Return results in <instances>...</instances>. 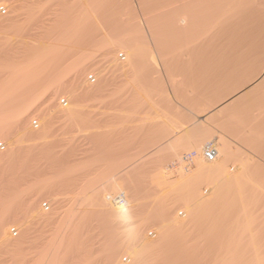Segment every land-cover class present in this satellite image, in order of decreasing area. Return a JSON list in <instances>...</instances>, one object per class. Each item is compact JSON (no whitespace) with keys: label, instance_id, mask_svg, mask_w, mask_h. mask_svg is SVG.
Masks as SVG:
<instances>
[{"label":"rangeland","instance_id":"374dc122","mask_svg":"<svg viewBox=\"0 0 264 264\" xmlns=\"http://www.w3.org/2000/svg\"><path fill=\"white\" fill-rule=\"evenodd\" d=\"M184 1L0 0V264H264V0Z\"/></svg>","mask_w":264,"mask_h":264},{"label":"bare ground","instance_id":"6f19581e","mask_svg":"<svg viewBox=\"0 0 264 264\" xmlns=\"http://www.w3.org/2000/svg\"><path fill=\"white\" fill-rule=\"evenodd\" d=\"M186 1V0H185ZM184 1V2H185ZM191 1V0H190ZM261 1H263V0H261ZM78 2V1H77ZM89 2V1H88ZM97 2V1H96ZM116 2V1H115ZM155 2H156V0H155ZM183 2V3H184ZM189 2V1H188ZM187 2V3H188ZM222 2V1H221ZM255 2H258L259 3V0L258 1H256V0H249L248 2H247V0H228L227 2H222V3H224V5L223 6H215V7H220L216 12H215V14L212 16V18L209 20V21H207V23L206 24H202V23H200V25L202 24V25H205L204 27L206 28V30L204 31L205 32V34H206V32H207V34L209 33V32H213L215 29H218L219 27H220V25H221V23L223 22V20L224 19H227V17H229L230 15L232 16V14H234V13H239L240 12V9L244 6V5H246V4H254ZM109 3H111V2H109ZM148 3H149V1H148ZM190 3V2H189ZM192 3V2H191ZM197 3H199V2H197ZM196 3V4H197ZM201 3V2H200ZM217 3V2H216ZM93 4H94V2H93ZM123 4V3H122ZM220 4V3H219ZM256 4V3H255ZM193 5V4H192ZM191 5V6H192ZM195 5V4H194ZM217 5V4H216ZM108 6H110V5H108ZM213 6V5H212ZM254 6V5H253ZM200 7H201V5H200ZM203 7H205V6H203ZM117 8H119V7H117ZM199 8V7H198ZM206 8V7H205ZM210 8V7H209ZM208 8V9H209ZM214 8V7H213ZM216 8V9H217ZM255 8V7H254ZM157 9V8H156ZM187 9V8H186ZM188 9H189V7H188ZM207 9V8H206ZM251 8H249V10H250ZM261 9V8H260ZM88 10H90L89 8H88ZM154 10V9H153ZM194 10V9H193ZM196 11H197V9H195ZM202 10V9H201ZM212 9H209L208 11H211ZM248 10V9H247ZM248 10V11H249ZM258 10H259V8H258ZM262 10V9H261ZM156 11V10H155ZM185 11V10H184ZM188 11V10H187ZM186 11V12H187ZM107 12V11H106ZM205 12V11H204ZM212 12H214V11H212ZM244 12V11H243ZM256 12V11H255ZM81 13V12H80ZM155 13V12H154ZM189 13V12H188ZM197 13V12H196ZM254 13V12H253ZM84 14V13H83ZM87 14V13H86ZM187 14V13H186ZM191 14V13H190ZM207 14V13H206ZM211 13H209V16L211 17V15H210ZM240 14H241V12H240ZM246 13H244V15H245ZM199 15V14H198ZM237 15V14H236ZM248 15H249V13H248ZM105 16V15H104ZM204 16V15H203ZM207 16H208V14H207ZM72 17V16H71ZM78 17V16H77ZM77 17H75L76 19H77ZM86 17V16H85ZM191 17V16H190ZM196 17V16H195ZM232 17H234V15L232 16ZM242 17V16H241ZM245 17V16H244ZM255 17V16H254ZM74 18V19H75ZM209 18V17H208ZM238 18V17H237ZM258 18H259V16H258ZM190 19V18H189ZM201 19V18H200ZM199 19V20H200ZM205 19H207L206 17H205ZM241 19H243V18H240V20ZM72 20V19H71ZM71 20H69V21H71ZM82 20H84L83 19V17H82ZM181 20V19H180ZM208 20V19H207ZM231 20V19H230ZM256 20V19H255ZM81 21V20H80ZM181 21H183V20H181ZM191 21V20H190ZM196 21V20H195ZM136 22V21H135ZM239 23H240V21H238ZM237 22V23H238ZM242 22V21H241ZM179 23H181V22H179ZM183 23V22H182ZM204 23V22H203ZM238 23V24H239ZM245 23V22H244ZM121 24V23H120ZM134 24H136V23H134ZM232 24H234V23H232ZM257 24V23H256ZM76 25V24H75ZM78 25H79V23H78ZM140 25V24H139ZM138 24H137V26H139ZM184 25H186V24H184ZM184 25L183 26H180V27H182V30H184L183 29V27H184ZM240 25H242V24H240ZM254 25V24H253ZM68 26V25H67ZM71 26H74V25H72V23H71ZM134 26H136V25H134ZM190 26V25H189ZM188 26V27H189ZM224 26V25H223ZM69 27V26H68ZM162 27V26H161ZM226 27V26H225ZM224 27V28H225ZM263 27V26H262ZM129 28H131V27H129ZM137 28V27H136ZM141 28H142V26H141ZM141 28H138V29H141ZM185 28V27H184ZM193 28V27H192ZM204 28V29H205ZM74 29H75V27H74ZM78 29V28H77ZM162 29V28H161ZM203 29V30H204ZM227 29H229V28H227ZM260 29H262V28H260ZM264 29V28H263ZM125 30V29H124ZM134 30H135V28H134ZM187 30V29H186ZM202 30V29H201ZM235 30V29H234ZM88 31V30H87ZM196 31V30H195ZM130 32V31H129ZM137 32H139L138 30H137ZM143 32H144V29H143ZM180 32V31H179ZM184 32V31H183ZM186 32V31H185ZM194 32V31H193ZM197 32V31H196ZM215 32V31H214ZM221 32V31H220ZM263 32V31H262ZM127 33V32H126ZM68 34V33H67ZM74 34V33H73ZM128 34V33H127ZM133 34H135V33H133ZM138 34H140V33H138ZM183 34V33H182ZM195 34V33H194ZM203 34V33H202ZM206 34V35H207ZM212 34V33H211ZM222 34V33H221ZM260 34V33H259ZM188 35V34H187ZM190 35H192L191 33H190ZM216 35V34H215ZM228 35V34H227ZM86 36V35H85ZM124 36V35H123ZM131 35H129L128 36V38L130 37ZM134 36V35H133ZM186 36V35H185ZM195 36V35H194ZM221 36V35H220ZM121 37V36H120ZM132 37V36H131ZM189 37H191V36H189ZM201 38H202V35L200 36ZM199 37V38H200ZM209 37V36H208ZM53 38V37H52ZM128 38L126 37L125 38V40L127 41L128 40ZM186 38V37H185ZM188 38V37H187ZM223 38V37H222ZM133 39V38H132ZM138 39V38H137ZM175 39V38H174ZM190 38H188V40H189ZM205 39V38H204ZM210 39V38H209ZM208 39V40H209ZM212 39V38H211ZM185 40V39H184ZM194 40V39H193ZM193 40L191 41V40H189V42L192 44L193 43ZM199 40V39H198ZM212 40H214V39H212ZM60 41H62V40H60ZM129 41V40H128ZM196 41V40H195ZM195 41H194V43H195ZM119 42V41H118ZM122 42V41H121ZM130 42V41H129ZM129 42L126 44L127 45V50H129V51H132L131 49H133V48H135V46H137L136 44H135V46H134V44L133 43H130L129 44ZM132 42V41H131ZM135 42V41H134ZM185 42H186V40H185ZM202 42V41H201ZM164 43V42H163ZM188 43V42H187ZM216 43H219V42H216ZM234 43V42H233ZM46 44V43H45ZM63 44V43H62ZM190 44V45H191ZM53 45V44H52ZM59 45V44H58ZM60 45H61V43H60ZM125 45V46H126ZM197 45V44H196ZM215 45V44H214ZM63 45H61L60 47H62ZM173 46V45H172ZM56 47V46H55ZM54 47V48H55ZM58 47V46H57ZM56 47V48H57ZM139 47V46H138ZM137 47V48H138ZM144 47V46H143ZM176 47V46H175ZM193 47L194 46H192V49H193ZM43 49V48H42ZM58 49V48H57ZM89 49V48H88ZM136 50V49H135ZM134 50V51H135ZM139 50V49H138ZM46 51V50H45ZM84 51V50H83ZM82 51V52H83ZM123 51V50H122ZM139 51H141V49L139 50ZM150 51V50H149ZM44 52V51H43ZM126 52V51H125ZM133 52V51H132ZM131 52V53H132ZM144 52V51H143ZM155 52V51H154ZM153 51H151V52H149L148 53V56L147 57H145V58H147V63L148 64H150V65H152V66H158L159 64V60H157L158 58H157V56H156V54L154 53ZM184 52V51H183ZM137 53V52H136ZM33 54V53H32ZM44 54V53H43ZM183 54V53H182ZM132 55V54H131ZM39 56V55H38ZM127 56V55H126ZM145 56V55H144ZM39 58V57H38ZM38 58H37V60H38ZM34 59V58H33ZM146 61V60H145ZM30 62V61H29ZM34 63H35V61H34ZM70 64V63H69ZM22 67H25V66H22ZM143 67V66H142ZM28 69V68H27ZM21 70V69H20ZM16 72V71H15ZM14 72V73H15ZM12 74H13V72H12ZM26 75H27V73H26ZM23 76V75H22ZM28 76H29V74H28ZM35 76V75H34ZM12 77H14V76H12ZM25 81H26V77H25V79H24ZM24 82V81H23ZM31 83V82H30ZM207 97V96H206ZM217 101H218V99H217ZM220 101H221V99H220ZM228 101V100H227ZM196 102V101H195ZM220 103V102H219ZM221 103H223V102H221ZM228 103V102H227ZM204 104V103H203ZM220 106H223V104H221ZM219 106V107H220ZM33 107V106H32ZM218 107V108H219ZM48 110V109H47ZM221 112V111H220ZM26 113V112H25ZM48 113V112H47ZM1 115V114H0ZM38 115V114H37ZM218 115V114H217ZM221 115V114H220ZM47 117V116H46ZM10 118V117H9ZM18 118V117H17ZM220 118V117H219ZM8 119V118H7ZM14 119H16V118H14ZM13 119V120H14ZM10 120V119H9ZM17 120V119H16ZM220 120V119H219ZM4 121V120H3ZM27 122V121H26ZM8 123V122H7ZM29 123V122H28ZM3 124V123H2ZM26 124V123H25ZM182 131V130H181ZM180 131V132H181ZM181 134V133H180ZM248 134V133H247ZM174 136V135H173ZM181 136V135H180ZM173 139V138H172ZM160 143V142H159ZM163 143V142H162ZM256 149V148H255ZM153 154V153H152ZM219 165V164H218ZM248 221V220H247ZM244 232V231H243ZM240 242H238V244H239ZM234 244V243H233ZM250 244V243H249ZM240 246H241V244H240ZM237 247H238V245H237ZM236 248V247H235ZM239 248V247H238ZM245 248V247H244ZM237 251V250H236ZM219 254V253H218ZM217 254V255H218ZM222 254V253H221ZM226 254V253H225ZM261 254V253H260ZM226 257V256H225ZM252 257H253V255H252ZM237 259H234V256L232 257V258H230L228 261H224L222 264H232L233 263V261L235 262ZM243 262H244V260H243ZM237 264V263H236ZM242 264V263H241Z\"/></svg>","mask_w":264,"mask_h":264},{"label":"built area","instance_id":"2783aa9c","mask_svg":"<svg viewBox=\"0 0 264 264\" xmlns=\"http://www.w3.org/2000/svg\"><path fill=\"white\" fill-rule=\"evenodd\" d=\"M195 154L192 153L190 157L194 156ZM218 156V151L217 149L212 146V145H208L206 147V149L204 150V157L207 160H214L216 157Z\"/></svg>","mask_w":264,"mask_h":264}]
</instances>
